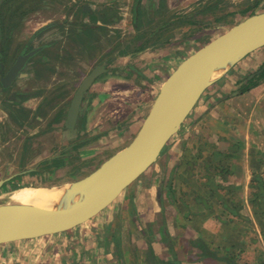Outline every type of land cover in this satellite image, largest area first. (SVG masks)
Segmentation results:
<instances>
[{"label": "crops", "instance_id": "1", "mask_svg": "<svg viewBox=\"0 0 264 264\" xmlns=\"http://www.w3.org/2000/svg\"><path fill=\"white\" fill-rule=\"evenodd\" d=\"M165 6L171 11V0ZM263 10L264 0H250L236 13V23ZM123 60L119 56L111 68L122 69ZM118 71L105 76L104 87L99 81L93 84L97 87L92 85L91 107L82 117L80 132L102 133L97 142L113 141L121 134L120 128L98 127L102 98L112 101L118 99L113 93L123 96L133 89ZM263 75L264 46L203 92L154 163L114 201L68 229L1 243L0 264H264V199L259 196L264 193L253 186L256 179L264 186ZM115 83L126 88L114 90ZM142 83H150L149 78ZM250 83L255 85L242 90ZM142 94L144 101L153 91ZM149 110L136 114L115 149L90 172L132 141ZM22 128L0 111V180H5L1 188L25 186L53 172L62 179L61 166L55 170L42 163L53 151L49 140L56 131L25 138L20 146L16 133ZM67 136L61 145L69 142ZM56 139L59 148L58 135ZM77 151L81 159L87 156L81 146Z\"/></svg>", "mask_w": 264, "mask_h": 264}, {"label": "rangeland", "instance_id": "2", "mask_svg": "<svg viewBox=\"0 0 264 264\" xmlns=\"http://www.w3.org/2000/svg\"><path fill=\"white\" fill-rule=\"evenodd\" d=\"M42 1L33 0L32 12L39 9ZM63 1L64 3L60 0H49V9L45 12L50 13L41 14L39 9L38 14L33 16V27L41 25L47 17L56 20L59 17L57 14L62 15L63 12L65 14L67 8L71 7L68 3L73 2L71 0ZM61 2L67 7H64ZM249 2L250 0H171V13L165 6L166 0H77L74 17L69 21L77 26H72L73 29L70 31L72 34L79 35L83 42L80 46L77 44L74 54H68V57L66 54L62 55L65 62H72L73 56L77 61H80L72 74H75L77 79L79 78L78 81H81L94 65L104 61L112 71L121 70L129 79L127 85L133 88L130 90L131 92L123 96L113 93L112 98L118 97V99H113V102L103 99L100 101L98 113H101L102 116L99 118L101 122L98 127L107 128V131L120 128L117 130V133H121L118 136L124 135V132L130 130V126L137 120L134 118L136 114L140 111H144L146 114L147 110L151 108L150 104L158 94L162 82L178 63L203 46L204 42L210 41L236 24L238 21L236 13ZM84 4L87 8H83ZM88 9L94 12L93 18L95 16L98 25L93 24L96 23L95 20H88L84 11ZM78 27L81 28L80 31H78ZM141 46H143L141 50H136ZM63 53H67V50ZM119 56L124 57L120 64L122 69L111 68L110 65ZM76 60L75 63H77ZM148 78L150 83H142ZM105 79V76L98 79L101 87L105 86ZM108 84L109 82L106 83V87L110 90V84ZM124 85L123 87H125ZM93 86L97 87L98 84ZM112 86L114 90L123 88L116 83ZM90 88L92 89V86ZM146 90L147 92L153 91V95L150 99L142 101L145 97L142 93ZM48 95L51 96V93ZM144 103H146L145 106H143ZM115 110L118 111V114L112 116L110 112ZM46 114L50 119L52 116L51 106L46 109ZM143 116L141 115L138 119L142 121ZM82 127L81 123L80 131ZM80 131L75 138L69 139V142L66 141L65 146H61L59 151L66 148L68 143L82 141L79 146L83 150H88L87 156L81 159L75 149L70 153V160L65 161L67 163L59 167L61 168L59 175L62 179H57L56 172H53V175H45L41 181L30 180L31 182L26 183L25 186L48 187L54 184H65L66 180L72 182L82 178L115 149L114 143L120 141L118 137L119 140L113 139L112 141L109 138L108 141L97 142L102 133L98 132L99 135L95 133L82 134ZM17 144L19 145L18 142ZM33 157L35 159V155ZM68 182L66 181V183ZM19 186L23 185L12 184L7 188L0 187V194ZM4 200H6L5 197L0 198V202Z\"/></svg>", "mask_w": 264, "mask_h": 264}, {"label": "water", "instance_id": "3", "mask_svg": "<svg viewBox=\"0 0 264 264\" xmlns=\"http://www.w3.org/2000/svg\"><path fill=\"white\" fill-rule=\"evenodd\" d=\"M262 46L264 10L234 24L186 57L161 84L132 141L86 176L61 185L57 203L40 207L8 200L0 202V244L68 229L114 201L154 163L203 92ZM18 67L19 63L16 70ZM106 71L99 64L79 84L66 114V133L79 128L83 95ZM4 182L0 180V187Z\"/></svg>", "mask_w": 264, "mask_h": 264}, {"label": "flooded vegetation", "instance_id": "4", "mask_svg": "<svg viewBox=\"0 0 264 264\" xmlns=\"http://www.w3.org/2000/svg\"><path fill=\"white\" fill-rule=\"evenodd\" d=\"M60 1L64 3L63 0ZM71 1L73 3H68L71 7L67 8L65 14L64 12L62 15L57 14L59 17L55 18L56 20L47 17L41 25L34 28L33 16L38 14L39 9L41 14L50 13L45 12L49 9V0H43L42 5L35 12H32L33 0H0V111L5 113L6 118L15 120L17 128L23 127L16 133L17 138L22 139L20 146L25 138L35 139L52 130L56 131L49 140L53 146L50 150L53 151L42 161L46 165L64 164L70 153L82 143V141L68 143L66 148L59 151L63 146L61 142L65 140V120L71 99L83 80L78 81L79 78L72 74L80 61L73 56L72 62H65L62 57L63 54H66V57L74 54L77 44L80 46L83 42L79 35L70 31L77 26L69 22L74 17L77 3V0ZM63 3L62 5L67 7ZM83 8H87L86 4ZM90 10H84L88 20H95L96 23L93 24L98 25L95 16L93 18L94 12ZM80 29L78 27V31ZM66 50L67 53H63ZM17 63L19 67L16 70ZM99 64H102L107 71L100 74L94 83L102 76L118 73L116 70L112 71L104 61ZM99 64L94 65L92 69ZM120 74L125 77L123 72ZM89 89L83 95L81 102L79 128L75 132L66 133L68 139L75 138L79 134L82 117L91 107ZM49 93L51 96L48 95ZM102 99L105 100L104 97ZM49 106L52 110L50 119L46 114ZM57 135L59 148H56ZM36 142L37 140L34 141L35 145Z\"/></svg>", "mask_w": 264, "mask_h": 264}, {"label": "bare ground", "instance_id": "5", "mask_svg": "<svg viewBox=\"0 0 264 264\" xmlns=\"http://www.w3.org/2000/svg\"><path fill=\"white\" fill-rule=\"evenodd\" d=\"M63 185V184H62ZM64 187V186H63ZM61 185L52 186H19L7 192L0 194V198H6L8 201L33 204L40 207H46L58 202L62 194Z\"/></svg>", "mask_w": 264, "mask_h": 264}, {"label": "trees", "instance_id": "6", "mask_svg": "<svg viewBox=\"0 0 264 264\" xmlns=\"http://www.w3.org/2000/svg\"><path fill=\"white\" fill-rule=\"evenodd\" d=\"M208 42V41H207ZM143 48V46H141V47H138L136 50H141ZM264 76V75H263ZM263 76H261L260 78H262ZM255 85V83H250V84H247L245 87H244V89H242V90H246V89H248L249 87H252V86H254ZM81 145V144H80ZM49 166H50V168H54V167H58V166H62V163H51V164H48ZM50 170V169H49ZM253 186H255V188L257 189V190H259L261 193H264V186H263V182L262 181H260V180H257L256 179V182H255V184L253 185ZM259 195V193L256 195V196H258ZM259 196H262V198L264 199V195L263 194H261V195H259Z\"/></svg>", "mask_w": 264, "mask_h": 264}]
</instances>
